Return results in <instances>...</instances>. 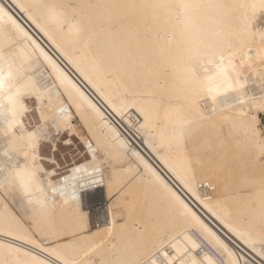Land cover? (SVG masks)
I'll use <instances>...</instances> for the list:
<instances>
[{"label":"bare ground","instance_id":"obj_1","mask_svg":"<svg viewBox=\"0 0 264 264\" xmlns=\"http://www.w3.org/2000/svg\"><path fill=\"white\" fill-rule=\"evenodd\" d=\"M263 20L0 0V264H264ZM65 132L90 159L58 177L40 146Z\"/></svg>","mask_w":264,"mask_h":264},{"label":"rangeland","instance_id":"obj_2","mask_svg":"<svg viewBox=\"0 0 264 264\" xmlns=\"http://www.w3.org/2000/svg\"><path fill=\"white\" fill-rule=\"evenodd\" d=\"M263 23H264V20H263ZM27 103L29 106H32V108H31L32 112L28 113L29 116L26 118V122H27L28 126H33L38 122V118H37L35 110H34V101H27ZM29 118H30V120H29ZM260 120H261L262 128L264 130V114H260ZM67 135H68V133L65 132L64 137ZM71 138H72L73 142L69 146H65L60 142L58 144V150L55 152V159H56L57 163L59 164V166L56 164H49V165L46 164V166H48V167L54 166L57 169V176L58 177H61V176H64V175L70 173V169L72 167H74L75 164L77 165L79 162L84 163L90 159L87 148H85L83 146L84 142H82V140L77 136H72ZM60 141L62 142V140H60ZM41 153L43 155H46V156H48L50 154L49 146L47 145V142L43 143Z\"/></svg>","mask_w":264,"mask_h":264},{"label":"crops","instance_id":"obj_3","mask_svg":"<svg viewBox=\"0 0 264 264\" xmlns=\"http://www.w3.org/2000/svg\"><path fill=\"white\" fill-rule=\"evenodd\" d=\"M65 134V133H64ZM64 134L62 135V137L57 141V143H56V146H54V144L53 143H51V142H47V145L49 146V151H50V154L48 155V156H46V155H43L42 153H41V149H42V147H43V144L40 146V154H41V157H42V161H43V164L45 165V167L46 168H48V169H51V168H54V169H56L54 166H50V167H48V166H46V164L47 165H49V164H56V165H58L59 166V164L57 163V161H56V159H55V152L58 150V144H59V142L60 143H62L63 145H65V146H69V145H71V144H66L64 141H65V139H67V137H68V135L67 136H65L64 137ZM64 137V138H63ZM60 140H62V142L60 141ZM73 142V141H72ZM81 142V141H80ZM82 143V142H81ZM83 144V143H82ZM83 146L86 148V146L83 144ZM55 147V148H54ZM53 160V161H52ZM83 162H79L78 164H82ZM76 165V164H75ZM57 170V169H56Z\"/></svg>","mask_w":264,"mask_h":264}]
</instances>
